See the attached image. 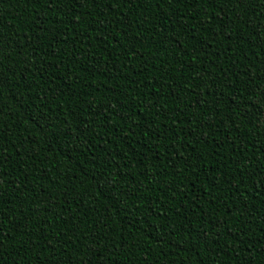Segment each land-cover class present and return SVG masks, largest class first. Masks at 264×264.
I'll return each instance as SVG.
<instances>
[{"label": "trees", "instance_id": "16d2710c", "mask_svg": "<svg viewBox=\"0 0 264 264\" xmlns=\"http://www.w3.org/2000/svg\"><path fill=\"white\" fill-rule=\"evenodd\" d=\"M200 7L202 8L203 5ZM119 8L120 6L117 5L118 10ZM170 8V5H165L164 9L160 11L152 8L151 16L147 17L149 23L145 25V28H151V31L147 34L149 38L144 39L142 45L132 38L134 35L132 32H129L128 36L125 37L123 35L125 29L122 25L116 31L109 29L105 35L107 41L111 42L113 55L108 61L99 60V57L105 54L104 47L106 44H102L100 38L92 31L95 27V10L92 6L87 9L91 15L81 17L79 25H76L75 20H73L71 24L62 26L69 33V40H71L72 35L83 34L82 38L85 43L80 45L81 52L77 53V55L81 63L87 61L93 65L88 72H84L77 63H72L68 60L66 53H71L73 50L70 44L56 43L51 31L47 33V38H45V33L37 26L40 20L47 21L48 17L56 16V12L48 10L46 3L25 4L22 0H0V19L5 25L14 26L12 32L19 33L16 36L17 41L21 39L32 40L36 35L41 37L39 41L33 40L35 50L32 48L20 49L19 47L5 49L6 55L10 57L6 63L19 64L21 67L27 66L29 71L24 75L27 76L28 81L38 82L39 87L33 85L30 91L18 88L15 96L5 91L0 103L4 105L5 113H10V117L6 116L5 119L13 127L11 135L16 144H21L18 137L22 134L26 138L23 148L29 150V155L32 151L39 153L35 162L30 161L27 155L24 157V173L22 175L26 174L37 185L38 190L51 193L53 196H59L62 202L71 200L72 212L77 216L78 228L92 232L98 226L104 233L108 234L113 243L123 242L125 238L134 241L138 245L136 255L133 256L135 264H140L136 257H143L146 253L150 254L148 259L153 264L157 260L159 264H199L201 259L204 260L205 264H214V262L215 264H233L234 257L227 255L225 251L228 245L233 244L231 233L223 234L220 239V246L213 245L214 251L211 259L207 251V245L200 247V256L185 252L184 249L188 247L187 244H180L178 247L170 249L169 243L175 244L176 241L168 236L160 238L157 231L158 228L159 232L164 231V228L159 227V223L164 219L163 215H160L163 209L158 205H153L156 208V213L149 214L145 212V208L150 202L160 200L162 203L166 202L165 208L172 207L174 209L181 203L184 194H187V205L191 209V201L194 195L199 194V189L211 187L210 183L205 180L203 173H201L195 192L191 189V181L184 179V177L189 175V172L184 169L189 157H192L193 163L203 164L209 171H214L213 165L223 158V162L228 165V171L236 175L237 180L240 177L232 163L234 159H240L241 154L246 157L244 163H250L253 159H264V154L260 151L261 144L264 141L257 137L255 131H250L251 124L249 121L253 117L245 110L247 105L243 103L244 98L247 97L245 85L248 82L247 74L249 69H251V75H256L260 65L254 59L252 53L247 52L248 46L246 43L243 50L238 47L236 32L239 31V28L236 25H233V39L229 42L223 39L224 33L221 32L218 22L210 24L212 30L210 32L201 29L198 23H192L190 18L184 20L183 22L186 25L192 24L197 29L195 33L197 40L203 38L211 41L210 47L200 51L197 47V40H190L186 35H181L182 29L176 27L178 19L182 20L184 16H190L192 12L199 11V9L183 8L180 17H177L172 11H169ZM124 12H128L127 7L124 8ZM165 14L169 18L162 20L161 16ZM104 23L108 24V21L105 20ZM113 24H115V21H113ZM162 25H167L169 28L167 33ZM45 26L52 29V23H47ZM172 27H175V37L171 33ZM54 30L52 29V31ZM5 31H7V28ZM214 33H220V36L217 37L220 40L219 43H217V40L211 39ZM89 34H91V41L88 39ZM140 35L143 38V30H141ZM162 37L165 38L166 42L160 44L159 41ZM59 38L61 40L64 39V37ZM177 38L183 47L174 42ZM118 40L123 44L124 48H131L130 59L126 60L127 53L123 49L117 50ZM229 43L234 51H229L226 55L225 49ZM133 45L135 47H132ZM84 49H87V51L85 52ZM255 51L260 52L259 49ZM245 52H247V55H245ZM92 54H95L96 60L90 59ZM260 54L264 56V52H260ZM229 57H231V60H229ZM231 63H236V69H230L229 75L233 80H236L235 72H239L238 79L243 82L240 84L241 91L237 100L242 105L239 109H236V106L229 100V97L237 95L234 89L222 88V94L225 99L220 104L221 114H232L236 120V123L230 126L232 129L231 139L224 142L223 147H219L223 140V136L219 134L211 144L205 142L195 144L196 137L202 134L208 135L209 131L204 129L202 132L199 128L201 112L204 111V108L190 106L196 100L194 92L201 91L195 86L200 82V76H204L208 84L212 83L213 77L208 76V72H213L214 76L219 80L220 68H228ZM110 64H115L116 67L107 71ZM125 64L128 67H124ZM121 68H123L122 73L119 71ZM181 68L183 71H177V69ZM76 76H79V80L74 79ZM122 76L127 79H122ZM46 79L56 81L54 85H51L54 92L62 90L64 93V95H57L54 103L51 104L53 113L63 110L68 114L69 125L77 131L79 130L77 125L80 120L70 114L73 110L83 112L82 119L87 120V126L91 132L93 126L97 123L102 124L104 121L103 117L94 118L89 116L88 113L103 112L108 115L110 114L108 112L110 107L113 112H117L121 107L118 100H123L125 109H135V115L125 122H120L119 113L112 116L110 123L115 125L116 129H119L118 131L115 129L101 131L97 128L96 133H94L106 136L107 139L112 141L111 144L105 143V148H118L120 155L116 156L115 164L134 174L136 176V184L142 182L145 188L150 186L152 189L151 192L138 193L137 197H134L135 203L129 201L132 208L129 218L133 214L135 216L132 224H129L125 219H121L122 214L106 199L104 192L97 191L95 180L90 175H85L86 170L91 171L87 161H84V165L81 167L77 162L75 152L71 156L67 155L73 145L66 143L61 147L60 143H48L39 126L35 125L34 119L27 118L28 104L32 94L39 93L43 95L49 88V84L45 83ZM133 81L135 82L134 84L130 83ZM258 83L264 85V81H258ZM84 84L92 85L86 89L87 97L81 95L85 91ZM161 84L166 85V87L158 95L154 94L152 90L159 88ZM113 85H120L121 87L113 93L111 91ZM167 85H170V87ZM183 89L187 90L182 91ZM172 90L175 91V96L169 94ZM122 92L128 96L127 100L121 95ZM21 99L24 101L23 105L20 103ZM154 99L159 100L156 107L152 109L146 107ZM201 99L204 100L205 108L209 102H215V97ZM85 100L95 102L89 106V103H86ZM255 100L256 98L253 97L249 103H253ZM39 103V100H37L35 104L31 105L33 111L37 110ZM177 104H179V110H177ZM56 105H61V108H57ZM234 109L235 111H233ZM185 113L191 116L193 121L191 124L184 118ZM255 116L259 119V112H256ZM189 129L195 132V136L191 134ZM142 132L144 135L141 134ZM223 132L228 134V129H223ZM177 134L180 136V142H177L176 148L169 149V145L176 141ZM123 137H127V139H123ZM208 138L212 139L211 136ZM190 141L193 142V146L196 148L195 153L191 149L187 152L183 150ZM149 148L152 151H149ZM178 149L179 151H177ZM217 150H219L220 156H216ZM173 153L175 155H172ZM197 154H201L203 159H196ZM181 155L185 157L184 160L180 159ZM18 159V156L13 157L14 162ZM141 160L144 161L143 164H141ZM173 161H175L174 168L171 167ZM177 170H180L182 175H176ZM144 172L149 173L147 180L140 174ZM245 174H247V170H245ZM37 176L51 177V179L37 180ZM192 179H195V177H192ZM256 179L259 182V177ZM57 180H59L58 184L56 183ZM170 184L176 190L174 200H169L172 195L171 191L168 192L167 196L159 191L160 188L168 190ZM41 185H43L42 188L40 187ZM248 187L252 188V192L246 196V199L255 217L252 219L250 226L240 224L239 218H237L231 222V227L232 233L239 234V229L247 231L248 237L245 240L250 243L251 239H259L264 236V233H261L260 230L264 220L258 219L260 213L264 212V205H260L259 200L255 199L256 193L251 181H249ZM73 188L75 192L72 191ZM65 190H67V196L63 195ZM212 195L214 197L225 195V199L231 204V199H228L226 192L221 193L213 188ZM81 196H87L89 199L81 201ZM42 199H46V197H42ZM81 203L86 204V207H78ZM201 203L205 209L213 212V209L205 201H201ZM218 203L221 204V207L216 209L214 214L222 216L224 215L223 202L218 201ZM136 207L140 208L139 212H135ZM92 209L97 210L95 214L92 213ZM57 211L60 215H69L65 211L63 203L60 204ZM47 218L51 223L57 225L56 231H60L62 224H57V218L53 215H49ZM81 219L83 220L82 224L79 223ZM197 227H199V224H197ZM145 228L148 230L145 231ZM78 234L83 235L84 233L79 232ZM19 239L20 237L17 236L16 240L6 244L5 248L7 249L11 244H14V252L22 251L19 243L16 242ZM49 239L52 240L51 235ZM161 239L169 243L158 242ZM71 240L75 242V245L68 246L67 252L57 247V256L63 255L65 259L71 256L73 259L78 258L84 261L85 264H112V256L105 254L100 257L90 251L91 247L96 246L92 240L78 241L76 234H71ZM52 243L54 246L57 245L55 240H52ZM104 243V241H100L101 248H103ZM77 246L83 251L77 252ZM235 246L237 248L245 247L244 244H239V242ZM112 251L116 253L115 248ZM124 255L127 256L128 253L125 251ZM240 255L243 256L244 252L241 251ZM253 255L264 264V257L255 253ZM29 256L38 257L45 261L48 259L47 254L39 250L36 252L29 251ZM89 257L91 258L90 261ZM115 258L119 260V264H128L118 253H116ZM21 264H23L22 261ZM33 264H36L35 260H33Z\"/></svg>", "mask_w": 264, "mask_h": 264}, {"label": "snow or ice", "instance_id": "6c2138e0", "mask_svg": "<svg viewBox=\"0 0 264 264\" xmlns=\"http://www.w3.org/2000/svg\"><path fill=\"white\" fill-rule=\"evenodd\" d=\"M22 2L25 4L44 2L49 11L56 12L55 17H48L47 21L40 20L37 26L45 33V38H47V33L51 31L53 38L56 39V43L70 44L73 50L71 53H66L68 60L72 63H77L84 72H88L93 65L87 61L81 63L77 55V53L81 52L80 45L85 43V40L82 38L83 34L72 35L71 40H69V33L62 26L71 24L73 20H75L76 25H79L81 17L91 15L87 11L89 6H92L95 10V27L92 31L100 38L102 44H106L104 47L105 54L99 57V60L103 61H108L113 55L111 42L107 41L105 35L109 29L116 31L122 25L125 29L123 35L126 37L129 32H132L134 34L132 38L137 40L141 45L144 39L149 38L147 34L151 31V28L146 29L145 25L149 23L147 17L151 16L152 8L160 11L164 9L165 5H170L169 11H172L177 17H180L183 8L199 9V11L192 12L190 16H184L182 20L178 19L176 21V27L182 29L181 35H186L190 40H197L195 35L197 29L192 24L186 25L183 22L189 18L192 23H198L201 29L210 32L212 31L210 24L218 22L221 32L224 33L223 39L229 42L233 39V25H236L239 28V31L236 32L238 47L243 50L246 43L248 46L247 52H251L254 59L260 65L256 75H251V69H249L247 74L248 82L245 85L247 97L244 98L243 103L247 105L245 110L253 117L249 121L251 124L250 131H255L257 137L264 141V102H262L264 101V85L258 83V81H264V56L260 54V52H264V0H22ZM117 5L120 6L119 10L117 9ZM201 5H203L202 8L200 7ZM125 7L128 8L127 13L124 12ZM141 10L143 11L141 12ZM168 18L166 14L161 16L162 20ZM105 20L108 21V24L104 23ZM113 21H115V24H113ZM47 23H52V29L55 30L52 31V29L46 27ZM162 26L165 27V32L167 33L169 31L167 25ZM13 27V25H5L2 19H0V99L3 98L5 91L15 96L18 88L30 91L33 85L39 87L38 82L28 81L27 76L24 75L29 71L27 66L21 67L19 64L6 63L10 57L6 55L5 49L19 47L20 49L32 48L35 50L33 40L39 41L41 37L36 35L32 40L21 39L17 41L16 36L19 33H13ZM6 28L7 31H5ZM141 30L144 32L143 38L140 35ZM171 33L175 37V27L171 28ZM219 36L220 33H214L211 39L217 40V43H219L220 40L217 39ZM59 37H64V39L61 40ZM88 39L91 41V34L88 35ZM165 42L164 37L159 41L160 44ZM174 42L183 47L178 38ZM210 46L211 41L208 39L201 38L197 40V47L200 51H204L205 48ZM132 47H135V45ZM116 48L117 50L123 49L127 53L126 60L131 58V48H124L119 40L117 41ZM256 49H259L260 52L255 51ZM84 51L86 52L87 49H84ZM229 51H234L230 43L225 49V54L227 55ZM247 52H245V55H247ZM90 59L96 60L95 54H92ZM229 60H231V57H229ZM115 67V64H110L107 71ZM124 67H128V65L125 64ZM230 69L235 70L236 63L229 64L228 68L221 67L219 80H217L213 72H208L207 75L213 77L211 84L207 83L204 76L199 77L200 82L195 87L201 89V91L194 92L196 100L190 106L204 108V111L201 112L199 128L202 132L204 129H208L209 131L208 135L202 134L196 137L195 144H200L201 142L211 144L219 134L223 136L219 147H223V143L231 139L232 129L230 126L234 125L236 120L232 114H221L220 104L225 99L222 94V88L228 87L234 89L237 95L229 97V100L236 106V109H239L242 105L237 100L241 91L240 84L243 82L238 79L239 72H235L237 79L233 80L229 75ZM119 71L122 73L123 68ZM177 71H183V69H177ZM121 78L127 79L123 76ZM74 79L79 80V76L74 77ZM225 80L227 81L226 83ZM45 83L49 84V88L43 95L39 93L32 94L28 104L27 118L34 119L35 125L39 126L48 143H60L61 147L66 143L73 145L67 155L71 156L75 152L77 162L81 167H83L84 161H87L91 171L86 170L85 175H90L95 180L97 191L104 192L106 199L122 214L121 219H125L129 224H132L135 216L133 214L129 218V213L132 211L129 201L135 203L134 197H137L138 193L151 192L152 189L150 186L145 188L142 182L136 184V176L134 174L125 171V168L115 164L116 156L120 155L118 148H105L104 144H111L112 141L107 139L106 136L94 133H96L97 128L101 131H111L113 129L118 131L119 129H116V126L110 123L112 116L119 113L120 122H125L135 115V109H125L123 100H118L121 107L117 112H113L110 107L108 109L110 114L108 115L103 112L88 113L89 116L94 118L103 117L104 121L102 124L97 123L93 126L91 132L87 126V120L82 119L83 112L73 110L70 114L80 120V123L77 125L79 130L77 131L69 125L68 114L63 110L55 114L53 113L51 104L54 103L57 95H64L63 91L54 92L51 85L56 83L55 80L46 79ZM130 83L134 84L135 82ZM91 86L84 84L85 91L81 95L87 97L88 93L86 89ZM167 86L170 87V85ZM120 87V85H113L111 91L115 93ZM164 87L166 85L161 84L159 88H154L152 91L158 95ZM186 90L183 89L182 91ZM169 94L175 96V91L172 90ZM121 95L125 100L128 99V96L123 92ZM207 97H215V102H209L205 108L204 100L201 98ZM253 97L256 98L255 102L249 103ZM37 100L40 103L37 105V110L33 111L31 105L35 104ZM85 102L91 106V103L95 101L85 100ZM20 103L24 104L23 99H21ZM158 103L159 100L154 99L146 107L152 109ZM56 107L61 108V105H56ZM176 107L179 110V104ZM256 112L260 114L259 119L255 116ZM6 116L10 117V113H5L4 105L0 103V264H21V261L23 264H33V260L36 261V264H85L84 261L78 258L73 259L69 256L65 259L63 255L57 256L56 254L57 247L67 252L68 246L75 245V242L71 240V234H76V239L81 242L92 240L96 246L91 247L90 251L100 257L105 254L112 256V264H119V260L115 258L116 253L123 257L128 264H135L133 256L136 255L138 245L134 241L125 238L123 242L113 243L108 234L104 233L98 226L92 232L78 228L77 216L72 212L71 200H64L62 202L59 196H53L51 193L38 190L37 185L26 174L22 175L24 173V157L27 155L30 161L35 162L39 153L32 151L29 155V150L23 148L26 138L22 134L18 137L21 144H16L11 135L13 127L7 123ZM184 118L187 119L189 124L193 122L191 116L187 113L184 114ZM223 129H228V134H225ZM189 131L195 136L193 130L189 129ZM141 134L144 135L143 132ZM209 136H211V140L208 138ZM123 139H127V137H123ZM177 142H180L179 134H177L176 141L169 145V149L176 148ZM189 149L193 153L196 152L192 141L183 150L187 152ZM148 150L152 151L151 148ZM260 151L264 154V143L261 144ZM172 155L175 154L173 153ZM16 156L19 159L14 162L13 157ZM216 156H220L219 150L216 151ZM180 159L184 160L185 157L181 155ZM196 159H203V157L201 154H197ZM245 159L246 157L241 154L240 159L232 161L240 177L237 180L236 175L228 171V165L223 162V158L213 165L214 171H209L203 164L193 163L192 157H189L184 165V169L189 172V175L184 177V179L191 181V189L195 192L201 173H203L205 180L210 183L211 187L199 189V194L194 195L191 201V209L187 205V194H184L181 203L174 209L172 207L165 208L166 202L162 203L160 200L152 201L147 205L145 212L149 214L156 213V208L153 205H158L163 209L160 215H163L164 219L159 223V227L164 228V231L159 232V228L157 229L159 237L168 236L176 241L175 244L163 239L158 242L169 243L170 249L178 247L180 244H187L188 247L184 251L191 252L196 256L201 255L199 251L200 247L207 245V251L211 259L214 251L213 245L220 246V239L223 234L231 233L233 244L228 245L225 251L227 255L234 257L233 264H262L261 261L255 258L253 253L264 257V236H261L259 239H251V242L248 243L245 240L248 237L247 231L239 229V234H236L232 233L231 227V222L237 218H239L240 224L250 226L252 219L255 217L246 199V196L252 192V188L248 187L249 181L252 182V186L255 189V199L259 200L260 205H264V159H253L250 163H244ZM143 163L144 161L141 160V164ZM171 167H175V161H173ZM245 170H247V174H245ZM140 174L146 180L149 178V173L147 172ZM176 175H182L181 171L177 170ZM192 177H195V179H192ZM257 177H259V182H257ZM36 179L50 180L51 177L37 176ZM56 183L58 184L59 180ZM134 184H136L135 187H133ZM40 187L42 188L43 185ZM213 188L221 193L226 192L228 199H231V204L225 199V195L214 197L212 195ZM72 191L75 192V189L73 188ZM159 191L163 192L165 196L171 191L172 195L169 197V200H174L176 197V190L172 188L171 184L168 190L160 188ZM63 195L67 196V190H65ZM42 197H46V199H42ZM88 199L89 197L87 196L80 197L81 201ZM201 201H205L213 209V212L205 209ZM218 201L223 202L224 215L222 216L214 214L215 210L221 207ZM61 203H63L64 209L69 215L63 216L58 213L57 209ZM78 207H86V204L81 203ZM91 211L95 214L97 210L92 209ZM139 211L140 208L136 207L135 212ZM49 215L57 218V224H62L60 231H56L57 225L51 223L47 218ZM258 219L264 220V212L260 213ZM79 223L82 224L83 220H79ZM197 224H199V227H197ZM147 230L145 228V231ZM249 230L251 229L249 228ZM260 230L261 233H264V224L260 226ZM79 232H83L84 234L79 235ZM50 235L52 240L57 241L56 246L49 239ZM17 236L20 239L16 242L19 243L22 251L14 252V244H11L6 249L5 245L16 240ZM100 241L105 242L103 248L100 247ZM237 242L244 244L245 247L237 248L235 246ZM113 248H115L116 253H113ZM37 250L47 254V261L29 256V251L36 252ZM76 251L81 252L83 249L77 246ZM125 251L128 253L127 256L124 255ZM241 251L244 252L243 256L240 255ZM149 255V253H146L143 257L137 256L136 260L140 264H153L148 259ZM88 259L90 261L91 258L89 257ZM155 264H159V261H155ZM199 264H205L204 260L201 259Z\"/></svg>", "mask_w": 264, "mask_h": 264}]
</instances>
